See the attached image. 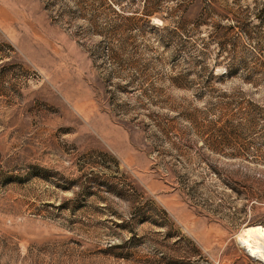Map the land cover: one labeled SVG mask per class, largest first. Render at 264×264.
I'll return each mask as SVG.
<instances>
[{"label":"rangeland","instance_id":"rangeland-1","mask_svg":"<svg viewBox=\"0 0 264 264\" xmlns=\"http://www.w3.org/2000/svg\"><path fill=\"white\" fill-rule=\"evenodd\" d=\"M113 1L0 0V264H262L264 0Z\"/></svg>","mask_w":264,"mask_h":264},{"label":"trees","instance_id":"trees-1","mask_svg":"<svg viewBox=\"0 0 264 264\" xmlns=\"http://www.w3.org/2000/svg\"><path fill=\"white\" fill-rule=\"evenodd\" d=\"M104 1H106V2L108 1L111 4H114V1L113 0H104ZM119 1H123V0H119ZM125 1L127 3H129V7L128 8L131 9V10H125V9L122 10L121 16L123 17L124 21H132V20H135V19L138 18L137 17L138 14H144L146 16H150V15H153V14L160 15V13L162 11H164L163 8H162L163 7L162 6V2L164 0H141L142 3H143L142 10H132V9H135V8H133L134 7L133 5H135V2H137L138 0H125ZM127 6H128V4H127ZM179 10L182 12V15H179V18H178L177 21L174 20L175 19L174 16L176 14H174L173 12H169V11L167 12V13H169V17L172 19L173 23L175 24V29L174 30H179L180 28H182V24H184V22H185V18H186L185 17V14L187 13V10H185L182 6L179 7ZM160 17H161V19L164 22L162 24V26L160 27V29H162V30L168 29L169 28L168 25L165 24L166 21H167V16H163L161 14ZM256 18L261 23L264 21L263 20V17L260 16V14H258L256 16ZM202 23L205 24V22H202ZM213 33L214 32L209 33V37L210 36H213L214 37V35H212Z\"/></svg>","mask_w":264,"mask_h":264},{"label":"bare ground","instance_id":"bare-ground-1","mask_svg":"<svg viewBox=\"0 0 264 264\" xmlns=\"http://www.w3.org/2000/svg\"><path fill=\"white\" fill-rule=\"evenodd\" d=\"M242 235L239 236L241 243L252 256L264 264V225H247Z\"/></svg>","mask_w":264,"mask_h":264}]
</instances>
